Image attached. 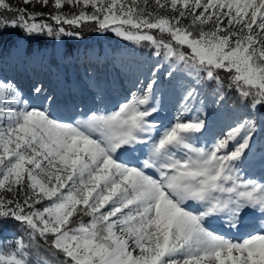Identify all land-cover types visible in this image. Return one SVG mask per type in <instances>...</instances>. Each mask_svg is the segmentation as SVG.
Returning <instances> with one entry per match:
<instances>
[{"label": "snow or ice", "instance_id": "obj_1", "mask_svg": "<svg viewBox=\"0 0 264 264\" xmlns=\"http://www.w3.org/2000/svg\"><path fill=\"white\" fill-rule=\"evenodd\" d=\"M21 2L24 7L13 8L0 0V9L12 13L0 19V33L19 29L24 38L62 41L81 38L78 29L91 24L99 34L146 41L172 66L170 77L183 71L215 84L217 105L225 100L219 73L229 74L244 112L213 145L197 147L188 137L206 121L183 118L199 97L195 87L183 96L174 124L152 139L159 125L150 118L158 107L150 105L162 64L115 111L80 109L84 118L75 122L50 115L52 96L31 107L15 82L0 78V234L13 221L29 241L17 237L0 264H32L29 251L37 237L63 255V264H264V142L252 152L264 130V0ZM205 25L212 27L204 31ZM195 27L200 30L193 35ZM153 30L170 39H157ZM13 47L27 58L20 40ZM2 51L0 45V63ZM56 58L78 66L98 100L115 86V72L128 70L118 62L105 69L108 53ZM136 145L149 149L141 166L120 162L116 154ZM249 161L261 173L258 180L245 175ZM74 215L90 220L73 226ZM245 216L254 226L241 241L210 226L223 218L235 229Z\"/></svg>", "mask_w": 264, "mask_h": 264}, {"label": "rangeland", "instance_id": "obj_2", "mask_svg": "<svg viewBox=\"0 0 264 264\" xmlns=\"http://www.w3.org/2000/svg\"><path fill=\"white\" fill-rule=\"evenodd\" d=\"M6 2L13 8L24 7L21 0H6ZM29 10L38 11L39 7L29 6ZM65 11L71 14L74 10H70L66 6ZM161 14L167 15L166 13ZM183 23L187 24L188 21ZM211 27V25H205L204 31H209ZM199 30V27L193 28V35H196ZM62 39V41H56L47 37L24 38L23 32L19 29H8L4 33H0V45L3 47L0 78L15 82L20 89L21 99L28 101L31 107L44 106L47 103V98L52 96L53 101L49 104V110L53 118L75 122L77 118H84L81 117L80 109H84L85 113L98 111L107 114L115 111L121 103L130 97L132 92L137 91V88L141 86L140 81H143L144 85L147 84L158 64H162V66L156 73L157 86L153 90V100L150 105L158 107V111L150 118L157 121L159 125L155 135L152 136L153 140L159 139L160 134L174 124L176 117L182 112L180 104L183 96L188 89L193 87L197 89L199 97L192 103L189 111L183 114V118L185 120L194 117L204 118L206 127L201 132L190 135L189 142L197 147H210L224 135L228 128L234 127L242 118L244 112L242 106L227 105L223 101L217 105V88L212 82L199 83L195 77L183 71H173V76L170 77L168 72L173 70L172 66L162 60L163 53L161 57L155 55L149 42L135 44L125 41L111 32L104 34L94 32L93 36L89 38L64 37ZM18 40L25 46L27 58L15 55L13 46ZM71 42L74 44L69 48ZM181 50L188 51L186 47ZM57 53L69 56L75 53L82 56L108 53L111 54V59L105 65V69L118 62L128 70L116 71L115 86L108 87L102 99L98 100L96 93L88 87L82 78L78 66L60 63L56 58ZM34 54L41 55L46 60L32 57ZM74 82L77 85L76 90H73L72 87ZM41 84L43 85L42 90L36 93V87ZM255 139L257 144L253 147V153L259 151L260 143L264 142V130H261ZM148 151L149 149L145 146L136 145L133 149H121L116 156L122 163L140 167ZM249 155L251 156L252 153ZM243 167L245 175L257 180L260 178L261 173L255 163L249 161ZM89 220V217L84 221L80 219L73 222V226L81 222L88 223ZM210 226L221 235L241 241L253 232L254 221L252 217L245 216L238 228L233 229L227 226L225 219L217 218L212 221ZM14 247L13 245L10 248V252H0V255L10 254L14 251ZM44 262L50 264L48 261L44 260Z\"/></svg>", "mask_w": 264, "mask_h": 264}, {"label": "trees", "instance_id": "obj_3", "mask_svg": "<svg viewBox=\"0 0 264 264\" xmlns=\"http://www.w3.org/2000/svg\"><path fill=\"white\" fill-rule=\"evenodd\" d=\"M12 13L6 12L4 9H0V19L5 17H11ZM81 32V38H89L93 36V25L89 24L87 26H81L78 29ZM152 34L156 38L162 39H169L167 34L159 33L156 30L152 31ZM74 43H69V48L73 47ZM220 78L223 84L225 85L224 90V97H225V104L240 107L242 103L239 99V93L235 90V88L230 87L229 75L225 72L221 71ZM87 216H77L74 215L71 219L73 222H76L80 219L83 221L86 220ZM22 236L25 240V243H29L27 234L23 231L22 228H18L15 222L9 221L4 225L3 232L0 234V252H10V248L15 246V239L17 237ZM29 258L32 260V264H46L44 262L48 261L50 264H63L64 257L61 253L56 252L55 250L51 249L48 245L44 244L42 240L38 237L36 239L35 245L31 247L29 251Z\"/></svg>", "mask_w": 264, "mask_h": 264}]
</instances>
